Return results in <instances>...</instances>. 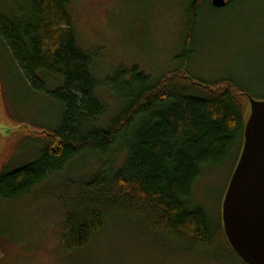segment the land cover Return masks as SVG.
I'll list each match as a JSON object with an SVG mask.
<instances>
[{"label": "trees", "instance_id": "obj_1", "mask_svg": "<svg viewBox=\"0 0 264 264\" xmlns=\"http://www.w3.org/2000/svg\"><path fill=\"white\" fill-rule=\"evenodd\" d=\"M25 2L29 12L23 17L0 7V39L26 88L46 93L60 119L47 127L11 118L18 125L8 131L0 158V199H20L92 157L95 170L46 192L60 210L58 238L66 249L85 248L110 221L128 219L177 250H220L247 264L228 243L222 217L214 224L192 196L205 171L234 156L237 164L251 94L231 79L208 83L184 68L156 83L137 67L121 68L100 85L92 73L93 56L78 45L70 0ZM206 3L212 5L193 0L189 7L185 54ZM102 85L119 103L111 117L97 93ZM25 151L34 159L11 168Z\"/></svg>", "mask_w": 264, "mask_h": 264}, {"label": "rangeland", "instance_id": "obj_2", "mask_svg": "<svg viewBox=\"0 0 264 264\" xmlns=\"http://www.w3.org/2000/svg\"><path fill=\"white\" fill-rule=\"evenodd\" d=\"M192 1L70 0L78 45L93 56L92 73L99 84L121 68L137 67L153 83L184 68L208 83L231 79L252 98L264 100V0H227L230 3L222 8L203 5L192 30L190 53L185 54ZM2 6L22 17L29 12L25 0H0ZM2 41L1 38L0 158L9 140L8 131L18 125L11 118L47 127L56 126L60 119L59 108L46 93L26 88ZM38 76L53 88L52 80H46L41 72ZM102 86L97 93L109 106L111 117L119 103ZM34 157L30 152H21L11 168ZM235 162V156L226 159L219 168L205 171L195 184L194 205L205 208L214 224L222 217V203ZM97 164L95 158H82L73 168L58 173L24 197L0 199V264H243L220 250H177L128 219L110 221L85 248L66 249L58 238L60 210L47 200L46 192L49 186L68 177L92 172Z\"/></svg>", "mask_w": 264, "mask_h": 264}, {"label": "water", "instance_id": "obj_3", "mask_svg": "<svg viewBox=\"0 0 264 264\" xmlns=\"http://www.w3.org/2000/svg\"><path fill=\"white\" fill-rule=\"evenodd\" d=\"M216 8L227 0H211ZM243 147L222 203L228 243L247 264H264V100L250 97Z\"/></svg>", "mask_w": 264, "mask_h": 264}]
</instances>
